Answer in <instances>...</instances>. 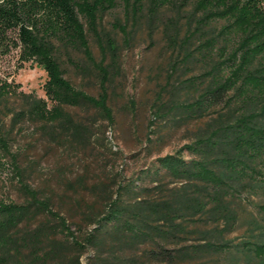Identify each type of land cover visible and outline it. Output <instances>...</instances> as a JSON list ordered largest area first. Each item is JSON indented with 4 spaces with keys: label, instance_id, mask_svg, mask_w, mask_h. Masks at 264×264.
<instances>
[{
    "label": "trees",
    "instance_id": "1",
    "mask_svg": "<svg viewBox=\"0 0 264 264\" xmlns=\"http://www.w3.org/2000/svg\"><path fill=\"white\" fill-rule=\"evenodd\" d=\"M117 6L126 24L159 30L184 62L196 57L207 62V70L184 82L194 90L192 99L173 109L190 119L208 118L193 140L144 168L138 179L156 181L141 184L146 194L133 188L134 180L119 184L95 214L85 241L117 234L125 242H147L143 254L153 262L201 264L205 256L213 264H264V0H0V57L17 50L21 65L40 66L47 76V99L22 93L13 121L49 122L61 134L80 137L87 126L65 106H92L109 124L114 121L106 69L98 67L99 92L92 95L66 77L61 57L73 48L93 60L89 34L102 45L101 19ZM126 24L115 26L127 34ZM106 43L115 61L118 46L111 38ZM9 93V83L0 81V103ZM3 132L0 117V146L7 151ZM165 177L179 185L166 188ZM21 185L24 201H0V264L59 259L63 242L54 238L57 230L83 248L50 199ZM154 189L163 193L150 196ZM38 214L55 225L29 226ZM243 225L240 240L230 239ZM187 232L197 234L195 242L183 240Z\"/></svg>",
    "mask_w": 264,
    "mask_h": 264
},
{
    "label": "rangeland",
    "instance_id": "2",
    "mask_svg": "<svg viewBox=\"0 0 264 264\" xmlns=\"http://www.w3.org/2000/svg\"><path fill=\"white\" fill-rule=\"evenodd\" d=\"M116 23L126 24L120 6L108 10L101 19L99 31L104 48L89 34L93 60L78 49L67 48L62 53L66 77L87 93L99 92L98 67L107 71L108 104L114 115L111 124L92 106H65L75 120L87 126L82 137L61 134L49 122L31 118L13 121V114L23 105L22 93L47 99L43 88L47 76L40 66L29 62L21 65L17 50L0 57V81L10 86V93L0 103L8 143L7 151L0 146V201H24L27 196L23 183L36 189L41 198L50 199L54 211L66 216L74 237L84 244L79 248L57 230L53 236L63 242L62 256L45 264H185L149 261L143 254L149 243L125 242L117 234L103 235L99 243L85 241L95 226V214L106 207L118 185L134 180L137 188H133L146 194L141 184L154 185L156 181L138 179L144 168L156 157L193 140L208 118L190 119L173 109L177 102L192 99L194 90L184 82L207 70V62L199 57L184 62L159 30L132 27L130 20L125 34ZM107 38L118 46L115 61ZM163 181L166 188L179 185L170 177ZM150 193L154 197L163 191L154 189ZM132 196L131 192L126 197ZM40 223L46 229L55 225L50 216L38 214L29 226ZM246 227L232 231L229 238L240 240ZM182 236L186 243L197 238L196 233L189 232ZM200 261L213 264L205 256Z\"/></svg>",
    "mask_w": 264,
    "mask_h": 264
}]
</instances>
